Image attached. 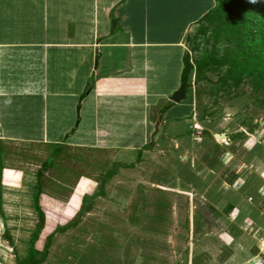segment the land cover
I'll return each instance as SVG.
<instances>
[{
  "label": "rangeland",
  "instance_id": "rangeland-1",
  "mask_svg": "<svg viewBox=\"0 0 264 264\" xmlns=\"http://www.w3.org/2000/svg\"><path fill=\"white\" fill-rule=\"evenodd\" d=\"M189 34L196 63L212 43L198 24ZM204 75L218 82L217 72ZM198 80L194 69L192 116L171 113L141 149L2 143L0 264H19L32 241L40 264H256L264 236V91L249 77L227 90Z\"/></svg>",
  "mask_w": 264,
  "mask_h": 264
},
{
  "label": "crops",
  "instance_id": "crops-1",
  "mask_svg": "<svg viewBox=\"0 0 264 264\" xmlns=\"http://www.w3.org/2000/svg\"><path fill=\"white\" fill-rule=\"evenodd\" d=\"M199 1L0 0L1 143L135 150L192 116L171 98Z\"/></svg>",
  "mask_w": 264,
  "mask_h": 264
},
{
  "label": "trees",
  "instance_id": "trees-1",
  "mask_svg": "<svg viewBox=\"0 0 264 264\" xmlns=\"http://www.w3.org/2000/svg\"><path fill=\"white\" fill-rule=\"evenodd\" d=\"M197 24L199 33L205 37L206 43H212V49H205V54L197 59L196 63L192 62L189 52L186 53L181 78L185 92L192 87L191 77L194 69L199 79L197 85L205 76V79L212 82L211 89L227 90L239 86L249 77L255 88L264 91V0H216L215 6L205 13ZM188 39L190 40V34ZM223 43H226L224 54L219 56L216 54V48ZM208 70L217 72L218 82L215 85L210 79L211 76L204 75ZM198 96L200 89L196 88V99ZM2 156L0 150V212L3 214ZM39 194L37 192L35 195V203L41 219L39 225L41 228L45 221V212L39 203ZM41 262L32 241L29 256L19 260V264Z\"/></svg>",
  "mask_w": 264,
  "mask_h": 264
},
{
  "label": "built area",
  "instance_id": "built-area-1",
  "mask_svg": "<svg viewBox=\"0 0 264 264\" xmlns=\"http://www.w3.org/2000/svg\"><path fill=\"white\" fill-rule=\"evenodd\" d=\"M252 198L250 197V200ZM264 213V211H263ZM256 260V264H264V236L261 237L260 241H259V247H258V252L257 254L254 256V258Z\"/></svg>",
  "mask_w": 264,
  "mask_h": 264
},
{
  "label": "water",
  "instance_id": "water-1",
  "mask_svg": "<svg viewBox=\"0 0 264 264\" xmlns=\"http://www.w3.org/2000/svg\"><path fill=\"white\" fill-rule=\"evenodd\" d=\"M185 97V90L184 87L182 86L181 89L177 92L174 93V95L172 96V100L174 102H179L181 99H183Z\"/></svg>",
  "mask_w": 264,
  "mask_h": 264
}]
</instances>
